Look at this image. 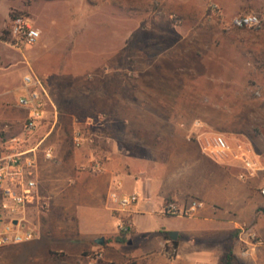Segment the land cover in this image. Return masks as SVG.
Returning a JSON list of instances; mask_svg holds the SVG:
<instances>
[{"label":"rangeland","instance_id":"1","mask_svg":"<svg viewBox=\"0 0 264 264\" xmlns=\"http://www.w3.org/2000/svg\"><path fill=\"white\" fill-rule=\"evenodd\" d=\"M249 13L259 15L261 28L231 26L237 14ZM16 14L28 16L41 31L35 46L14 44L7 26ZM260 32L264 0H0V143L22 138L25 112L15 102L29 72L42 81L48 98L42 124L21 147L44 140L40 150L51 147V162L62 168L167 157L174 142L164 133L175 130L187 137L223 133L232 144L261 139L264 83L257 75L264 74V61L255 45ZM77 130L83 135L79 147L73 144ZM170 167L149 175L177 168ZM46 203L37 215L33 211L34 222L48 210ZM121 218L131 229V213ZM185 224L160 215L158 207L140 213L136 237L125 246L127 258L171 264L158 239ZM40 237L37 227L34 240ZM16 249L0 251V264H10V256L18 258L12 264H35L38 252Z\"/></svg>","mask_w":264,"mask_h":264},{"label":"crops","instance_id":"2","mask_svg":"<svg viewBox=\"0 0 264 264\" xmlns=\"http://www.w3.org/2000/svg\"><path fill=\"white\" fill-rule=\"evenodd\" d=\"M255 35L259 39L255 45L264 61V32ZM263 76L257 75L259 83H264ZM164 134L173 135L174 142L173 148L167 149V157H153L139 161V164L136 161L133 164L123 160L110 161L102 164L97 172H90L93 164L90 162L83 164L89 170L74 169L72 165L62 168L39 154L38 193L49 200L48 210L39 214L35 222L32 218L41 237L6 246L0 251L10 247L17 248L13 251L16 253L38 252L35 264H81L79 257L94 251L102 253L103 264H137L136 260L127 258L125 248L136 237V216L155 207L160 214L167 200L184 205L197 199L203 202L204 208L192 218H179L186 224L174 229L177 239L173 241L167 235L158 239L163 255L171 264H176L178 259L180 262L187 259L191 264H220L225 256H230L232 264H264V196L259 192L264 188L263 174L240 181L237 179L239 170L232 163L214 162L183 132L175 130ZM249 142L264 167V135ZM170 166L177 168L168 174L149 175L152 169L163 172ZM113 181L120 183L121 194L137 193L139 196L131 213V230L124 245L113 241L119 234L118 222L109 210L113 206L108 199ZM252 235L259 237L261 242L258 238L252 241ZM98 238L104 239L102 245L96 243ZM251 242L253 247L249 245ZM22 245L26 246L20 248ZM171 245L176 249L174 260L166 254ZM50 252L64 253L67 258L51 256ZM8 260L12 264L18 258L10 256Z\"/></svg>","mask_w":264,"mask_h":264},{"label":"built area","instance_id":"3","mask_svg":"<svg viewBox=\"0 0 264 264\" xmlns=\"http://www.w3.org/2000/svg\"><path fill=\"white\" fill-rule=\"evenodd\" d=\"M262 22L257 14H241L231 20L234 28H261ZM8 31L14 44L17 46L33 47L41 38V31L35 27L32 20L23 14L14 15L8 25ZM48 98L42 81L34 73L22 76L19 94L15 105L25 112L22 138L11 139L8 144L0 143V249L23 244L35 239L37 229L32 221V213L41 212L47 205L46 200L38 193L37 186V159L41 153L46 161L54 159L51 147L40 146L44 140L33 148L23 150L22 145L29 135L34 134L44 120L45 99ZM194 139L202 154L217 163H232L238 170L237 179L247 181L258 173L264 176V167L257 153L248 141H236L230 144L224 135L219 133L206 134L193 132L189 140ZM83 135L79 130L74 132L73 144L79 147ZM94 171H100L101 165L92 164ZM112 190L108 199L113 204L109 210L117 220V229L122 231L129 225L121 218L133 212V207L138 202V194H121V185L112 182ZM264 196V188L259 190ZM204 208L203 202L193 199L187 204L180 205L173 200H167L161 208L160 214L172 218H192ZM15 222V223H14ZM252 241L256 239L252 235ZM253 247V244H249ZM246 251L243 252L245 254ZM170 260L176 257L173 245L166 250ZM81 264H103V255L99 251L83 254L79 257Z\"/></svg>","mask_w":264,"mask_h":264},{"label":"trees","instance_id":"4","mask_svg":"<svg viewBox=\"0 0 264 264\" xmlns=\"http://www.w3.org/2000/svg\"><path fill=\"white\" fill-rule=\"evenodd\" d=\"M6 32H3L1 35V39L5 40V34ZM130 227H125L122 231L119 232V234L114 238V242L120 245H124L127 242V236L130 234ZM174 244H176V242H174ZM220 264H232L231 260H230V256H225Z\"/></svg>","mask_w":264,"mask_h":264},{"label":"water","instance_id":"5","mask_svg":"<svg viewBox=\"0 0 264 264\" xmlns=\"http://www.w3.org/2000/svg\"><path fill=\"white\" fill-rule=\"evenodd\" d=\"M14 223H15V222H14ZM168 236H169V238H170L171 240L174 241V240L177 239V232H171ZM95 241H96V243L102 245L104 239H103V238H98V239H96Z\"/></svg>","mask_w":264,"mask_h":264}]
</instances>
